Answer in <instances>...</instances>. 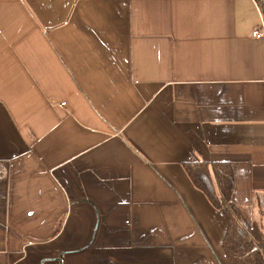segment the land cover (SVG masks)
I'll list each match as a JSON object with an SVG mask.
<instances>
[{"label":"crops","instance_id":"1","mask_svg":"<svg viewBox=\"0 0 264 264\" xmlns=\"http://www.w3.org/2000/svg\"><path fill=\"white\" fill-rule=\"evenodd\" d=\"M253 0H0V264H231L184 170L232 164L264 229Z\"/></svg>","mask_w":264,"mask_h":264},{"label":"trees","instance_id":"2","mask_svg":"<svg viewBox=\"0 0 264 264\" xmlns=\"http://www.w3.org/2000/svg\"><path fill=\"white\" fill-rule=\"evenodd\" d=\"M262 17L264 20V3ZM183 166L192 184L204 193L211 205L226 213L228 222L222 248L231 264H264L263 226L248 221L232 201V164L226 161H195L184 163Z\"/></svg>","mask_w":264,"mask_h":264},{"label":"built area","instance_id":"3","mask_svg":"<svg viewBox=\"0 0 264 264\" xmlns=\"http://www.w3.org/2000/svg\"><path fill=\"white\" fill-rule=\"evenodd\" d=\"M254 5L260 15V23L257 25V27L252 31V35L255 38H264V20L262 17V5L264 3V0H253Z\"/></svg>","mask_w":264,"mask_h":264}]
</instances>
